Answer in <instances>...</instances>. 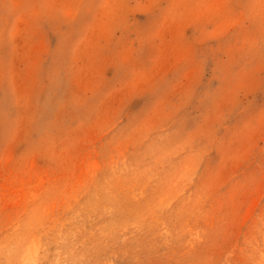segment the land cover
<instances>
[{
  "label": "rangeland",
  "instance_id": "rangeland-1",
  "mask_svg": "<svg viewBox=\"0 0 264 264\" xmlns=\"http://www.w3.org/2000/svg\"><path fill=\"white\" fill-rule=\"evenodd\" d=\"M263 256L264 0H0V264Z\"/></svg>",
  "mask_w": 264,
  "mask_h": 264
},
{
  "label": "bare ground",
  "instance_id": "bare-ground-1",
  "mask_svg": "<svg viewBox=\"0 0 264 264\" xmlns=\"http://www.w3.org/2000/svg\"><path fill=\"white\" fill-rule=\"evenodd\" d=\"M81 54V53H80ZM61 98V97H60ZM42 117V116H41ZM43 118V117H42ZM66 139V138H65ZM69 143V142H68ZM64 144V143H63ZM118 164V163H117ZM101 170V165L99 164V162H95V166H94V171H93V176H92V178H86L85 180H83V181H81L80 183H79V185H80V187H81V189H78L77 188V186L76 185H72V189H70V190H68V189H66L65 190V192L63 191L60 195H59V197H63V198H65V196H66V194H68V196L69 195H72L73 193H75L74 195H78V196H80L81 195V193H82V188L83 187H85V185L87 184V182H91L97 175H98V172ZM142 177V176H141ZM144 177H145V175H144ZM60 178L61 177H57L55 180H56V182H51L50 184H49V186L47 187V188H45L44 189V185L47 183V181H48V179L47 178H42L41 179V181L38 183V184H36V185H34L33 187H32V189H30L29 190V193H28V199L26 200V203L28 204L30 201H32V202H34V204H33V206H32V208H31V212L33 213L32 214V216L35 218L36 216H37V212L39 211V209L40 208H42V201H41V199L40 200H37L36 199V197L39 195V193L41 192V195H40V197L42 196L43 197V195H45V197L44 198H47L49 195H50V191L51 190H58L59 189V187H60V185H59V182H60ZM145 179H146V177H145ZM143 181V180H142ZM145 181V180H144ZM29 186H31V185H29ZM120 193V192H119ZM137 194V193H136ZM29 198H30V200H29ZM77 198L78 197H76V200H77ZM29 201V202H28ZM176 201V200H175ZM174 201V202H175ZM27 208V206L25 207V210H27L26 209ZM47 209H48V207H47ZM46 209V210H47ZM48 210L45 212L47 215H48ZM184 214V213H183ZM45 216L46 215H44V216H42L43 218H45ZM43 220H41V219H38L37 220V222H36V225H38L37 223H41ZM167 224V223H166ZM137 229V228H136ZM229 230V229H228ZM123 234V233H122ZM121 234V235H122ZM174 234V233H173ZM176 234V233H175ZM124 235V234H123ZM168 235V234H167ZM177 235V234H176ZM185 235V234H184ZM205 235V234H204ZM203 235V236H204ZM171 236V235H170ZM174 236V235H173ZM182 236H183V234H182ZM159 237V236H158ZM160 237H162V236H160ZM176 237V236H175ZM178 237V236H177ZM212 237V236H211ZM58 239V238H57ZM36 239H34V241H35ZM157 240H158V238H157ZM161 240V239H160ZM174 240H176V239H174ZM180 240V239H179ZM181 241H183V238L181 239ZM160 242V241H159ZM164 242V241H163ZM171 242V241H170ZM174 242V241H173ZM172 242V243H173ZM185 242V241H184ZM175 243V242H174ZM167 244H169V243H167ZM166 244V245H167ZM163 245V244H162ZM173 245V244H172ZM167 247V246H166ZM170 248V247H169ZM154 249V248H153ZM194 249V248H193ZM192 249V250H193ZM160 252V251H159ZM189 254V253H188ZM14 255L15 254H12V256H13V258H14ZM171 255V254H170ZM130 256V255H129ZM17 259V258H16ZM93 259V258H92ZM174 259V258H173ZM263 260H264V256H263ZM13 261L15 262L16 260H15V258L13 259ZM81 261V260H80ZM68 262V261H67ZM83 264V263H82ZM87 264V263H86ZM259 264H264V261H261Z\"/></svg>",
  "mask_w": 264,
  "mask_h": 264
}]
</instances>
